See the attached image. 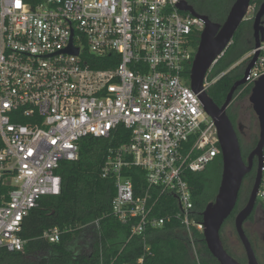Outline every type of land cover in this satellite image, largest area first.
<instances>
[{
	"label": "built area",
	"instance_id": "1",
	"mask_svg": "<svg viewBox=\"0 0 264 264\" xmlns=\"http://www.w3.org/2000/svg\"><path fill=\"white\" fill-rule=\"evenodd\" d=\"M180 1L0 0V182L10 188L0 203V248L24 249L23 218L42 195L60 192L57 169L78 158L79 140L122 126L128 140L110 147L101 166L115 184L112 215L131 225L130 237L177 221L195 250L193 228L203 234L204 227L187 173L203 170L221 147L190 85L192 32L204 22L179 9ZM255 13L250 4L245 18ZM257 49L244 87L264 74V40ZM254 52L214 75L222 52L203 89ZM258 199L264 202V146ZM61 232L54 226L43 237L56 243Z\"/></svg>",
	"mask_w": 264,
	"mask_h": 264
},
{
	"label": "trees",
	"instance_id": "2",
	"mask_svg": "<svg viewBox=\"0 0 264 264\" xmlns=\"http://www.w3.org/2000/svg\"><path fill=\"white\" fill-rule=\"evenodd\" d=\"M26 1L35 2V0ZM186 1L196 13L206 15L213 22L222 24L235 0ZM262 2L263 0H251L250 4H255V11H257ZM199 35V31L192 32V43L195 48L199 42ZM253 48V17L244 18L223 55L215 64L214 75L227 70ZM103 60H106V57ZM246 64L247 60H244L235 65L208 89V95L218 106L224 102L232 84L242 77ZM98 66L108 67L111 64L102 61ZM251 88L252 86H239L234 92L232 101L249 95ZM226 114L234 126L237 114L232 115L229 110ZM128 137L127 129L119 126L107 137L90 135L81 138L78 158L73 161L62 160L57 169L61 177L60 192L42 195L23 218L19 234L25 240L24 249L9 251L0 248V264H135L139 257L143 258V264H198L193 255L191 241L179 222L173 221L162 228L148 229L145 238L130 237L131 225L119 222L112 215L111 200L116 192L115 184L110 178H102L101 166L108 149L126 142ZM237 137L240 142L241 137L238 133ZM257 140L256 135L252 143L247 144L248 149L255 146ZM241 154L245 158L242 152ZM134 172L139 170L133 167L130 171L135 187L138 189L141 180ZM221 172L222 158L218 156L203 170L187 173V180L193 194L194 216L198 221H202V211L205 206L214 200ZM255 174L254 167L244 176L236 204L223 225L227 221H233L237 212L245 206ZM9 190V186L0 182V203L7 199ZM166 199L173 206V197H166ZM256 206L264 211V202ZM251 217L252 214L247 220ZM54 226L62 231L60 240L56 243L49 242L43 237L44 231ZM192 238L195 245H201L206 252L210 253L203 234L198 233L194 228ZM222 243L232 257L240 264H245L244 254L237 256L223 241ZM255 255L259 264H264L256 252ZM212 262L218 264L213 257Z\"/></svg>",
	"mask_w": 264,
	"mask_h": 264
},
{
	"label": "water",
	"instance_id": "3",
	"mask_svg": "<svg viewBox=\"0 0 264 264\" xmlns=\"http://www.w3.org/2000/svg\"><path fill=\"white\" fill-rule=\"evenodd\" d=\"M250 1L235 0L222 24L213 22L206 15L196 13L186 0H181L178 4L179 9L202 19L204 22V27L200 31L199 42L190 69V85L198 93L206 112L213 118L221 147L222 172L218 190L214 200L210 201L202 211L205 244L218 264H240L224 248L220 230L225 219L232 212L236 204L243 178L251 171L253 165L252 159L254 157H256L255 179L245 206L234 217V227L244 248L247 264H259L250 240L244 230V223L256 207V193L261 177V168L263 166L264 74L255 80L248 96L257 118L259 134L257 143L249 153L247 161H244L242 157L237 133L226 114V109L233 99L234 92L239 86L245 83V78L259 55L257 48L264 40V0L253 18L255 52L246 64L242 77L236 80L230 87L222 105L218 106L202 86L204 77L212 62L224 52L239 24L245 18ZM173 196L176 195L174 194Z\"/></svg>",
	"mask_w": 264,
	"mask_h": 264
},
{
	"label": "rangeland",
	"instance_id": "4",
	"mask_svg": "<svg viewBox=\"0 0 264 264\" xmlns=\"http://www.w3.org/2000/svg\"><path fill=\"white\" fill-rule=\"evenodd\" d=\"M248 96L238 97L235 99L233 106H236L238 116L236 121L242 125V134L243 142L245 144H251L254 137L259 134L258 122L256 115L252 109L251 103L249 102ZM248 136H251L248 140ZM218 157V156H217ZM210 162L208 165H210ZM259 199L256 201V204H259ZM256 213L262 215V220H258V215L248 219L244 223V230L247 235H249L252 240L255 242V252L259 259L264 263V250L260 249L259 244V235H264V214H261L260 207L256 206ZM254 209V210H255ZM258 209V210H257ZM262 224V226H261ZM258 228V230H256ZM253 230H256V233H253ZM220 236L224 244L228 249L237 256H242L244 254V248L238 238V235L235 231L234 220L227 221L220 232ZM262 244V243H261ZM195 250H193V255L196 258L198 264H214L212 262V255L206 252L201 245H195Z\"/></svg>",
	"mask_w": 264,
	"mask_h": 264
},
{
	"label": "flooded vegetation",
	"instance_id": "5",
	"mask_svg": "<svg viewBox=\"0 0 264 264\" xmlns=\"http://www.w3.org/2000/svg\"><path fill=\"white\" fill-rule=\"evenodd\" d=\"M233 101H231V103L229 104V106L227 107V109H226V111L227 110H229L230 111V113L232 114V115H235V113L237 114V116H238V112H237V109H235L236 108V106H233V103H232ZM234 128H235V130H236V133H238L239 135H240V137H241V139H240V142H239V145H240V149H241V152L243 153V155H244V157L245 158H243L244 159V161H247V159H248V155H249V153L251 152V150L254 148V145L253 146H251L249 149H248V146H247V144H245L242 140H243V134H242V125L241 124H239L236 120H235V125H234ZM250 138H251V136H248V140H250ZM252 162H253V165H252V169L251 170H253L254 169V167H255V169H256V157H254L253 159H252ZM258 210V209H257ZM260 211H261V214H264V211L262 210V209H260ZM258 214L256 213V209L252 212V217H254V216H257ZM251 217V218H252ZM258 220L260 221V220H262V215L260 216V215H258ZM246 222V221H245ZM261 226H262V224H261ZM256 230H258V228H256ZM256 230H253V233H256ZM248 238H249V240L251 241L250 243H251V245H252V247L254 248V250H255V242L252 240V238L248 235ZM262 243V244H261ZM259 244H260V249L261 250H264V235L262 236H260L259 235ZM263 253H264V251H263ZM244 256H245V258H246V254H245V251H244ZM245 264H247V258H246V262H245Z\"/></svg>",
	"mask_w": 264,
	"mask_h": 264
}]
</instances>
